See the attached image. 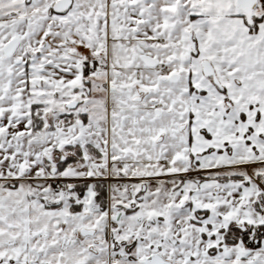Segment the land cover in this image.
Here are the masks:
<instances>
[{
	"label": "snow or ice",
	"instance_id": "obj_1",
	"mask_svg": "<svg viewBox=\"0 0 264 264\" xmlns=\"http://www.w3.org/2000/svg\"><path fill=\"white\" fill-rule=\"evenodd\" d=\"M0 264H264V0H0Z\"/></svg>",
	"mask_w": 264,
	"mask_h": 264
}]
</instances>
